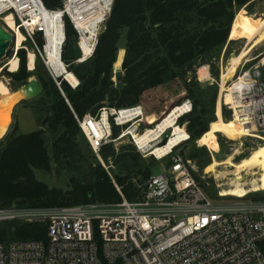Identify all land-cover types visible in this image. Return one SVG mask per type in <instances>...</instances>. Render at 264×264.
<instances>
[{"label": "trees", "instance_id": "obj_1", "mask_svg": "<svg viewBox=\"0 0 264 264\" xmlns=\"http://www.w3.org/2000/svg\"><path fill=\"white\" fill-rule=\"evenodd\" d=\"M64 1L43 0L52 10L61 9ZM252 1L114 0L105 26L98 35L93 57L72 67L80 80V86L72 89L62 80V89L73 111L83 117L88 112L96 114L105 106L124 108L142 105L144 108L147 104L143 101L144 94L182 82L184 87L175 94L163 93L164 103L157 110L145 112V121L147 118L148 125L155 127L171 109L182 105L184 100L178 103L176 98L187 97L193 101L192 111L179 117L177 125L187 122L190 138L198 140L217 119L212 117L214 103L212 109L205 108L204 89H201L194 74L201 59H206L212 51L227 42L236 13ZM64 21L67 41L77 40L72 23L68 18ZM123 32L126 35L125 50L118 46ZM35 40L39 47L43 46L44 40L40 33H36ZM22 46L23 42L18 50ZM18 55L21 61L19 70L17 58L5 66L12 71L7 75L16 92L32 76L27 70L26 52L21 49ZM63 60L68 62L65 53ZM120 61L124 71L121 78L123 87L117 88L112 80L113 66ZM28 66L30 70L35 68L32 51L28 54ZM40 68L43 67L38 64L36 70ZM36 76L43 87L44 110L51 116L48 123L49 130L54 133L51 159L56 165L77 168L82 179L72 177L68 189L50 187L38 180L35 171H48L50 168L45 130L19 133L15 124L0 140V209H51L92 202L118 203L122 197L115 184L121 187L128 200L142 198L143 193L138 184L144 183L153 174L152 167L156 161L142 159L132 145L123 146L117 158L128 173L115 175L112 179L99 163L90 161L82 152L78 139L81 130L54 80L46 73ZM185 90L186 96H182ZM220 112L221 108L218 107V116ZM114 134H117V128ZM165 142L161 141L160 144ZM87 145L91 150L88 142ZM111 146L105 145L101 153L107 152ZM200 164L205 167L209 161L204 160ZM258 198H264V193L254 194L253 199ZM46 238L47 223L42 221L15 220L9 221L7 228L0 227V242ZM262 249L264 251V242Z\"/></svg>", "mask_w": 264, "mask_h": 264}, {"label": "built area", "instance_id": "obj_2", "mask_svg": "<svg viewBox=\"0 0 264 264\" xmlns=\"http://www.w3.org/2000/svg\"><path fill=\"white\" fill-rule=\"evenodd\" d=\"M3 2L10 1L2 0L0 4ZM2 10L0 21L5 23V15L11 14L18 29L25 35L23 44L29 39L34 41L36 33L42 35L43 46L35 45L32 49L35 63L38 58L42 60L66 98L61 85L64 76L58 65L50 62L46 52L47 26L41 20L44 13H54L55 10L49 9L43 0H12ZM69 21L72 23L71 19ZM62 24L58 59L75 75L72 67L93 57L98 36L93 51L83 59L81 36L72 23L81 57L66 62L63 60L67 42L64 20ZM22 48L28 50L27 46ZM14 56H18L16 47ZM27 68L34 70H30L28 65ZM251 76L256 77L252 73ZM66 82L72 89L80 86L79 79L76 84ZM252 82L257 84L255 79ZM66 101L71 107L67 98ZM186 102L190 105V112L192 104L189 100L183 103ZM260 110H264V106ZM122 112H127L126 118H121ZM73 113L82 134L100 161L101 149L127 133L130 143L144 158L150 156L157 161L170 158L169 165L138 184L143 193L138 200H128L121 187L115 184L122 197L118 203L92 202L48 209L47 238L0 242V264H264V198L244 200L246 195L238 197L241 201L235 203L213 200L190 173L189 161L174 153L176 147L163 157L150 154L131 133L146 131H141L145 121L142 105L124 108L105 106L98 113L88 112L83 117ZM123 119L128 121L123 123ZM260 120L264 118L259 117ZM115 128L121 129L117 136ZM23 210L28 209H0V220L15 221L27 217Z\"/></svg>", "mask_w": 264, "mask_h": 264}, {"label": "rangeland", "instance_id": "obj_3", "mask_svg": "<svg viewBox=\"0 0 264 264\" xmlns=\"http://www.w3.org/2000/svg\"><path fill=\"white\" fill-rule=\"evenodd\" d=\"M240 13L243 14L244 16H249L252 18H257V19L261 18V16L264 15V0H253L247 7H243L242 9H240L236 13L235 17L237 16V14H240ZM109 14L110 12L108 13L107 17L109 16ZM5 16H7L4 19L5 23H2V21H0V26L3 29L5 28L4 32L7 37L9 35L12 36L14 39H16V37H20L21 39L20 43L19 44L15 43V45L19 48V46H21V43L25 41V37L23 33L17 28V25L15 24V21H14V17L9 13H7ZM107 17L105 18L104 22L100 25L97 36L100 34L101 30L104 28ZM12 31H14V33ZM125 37H126L125 32H123L119 40V43H118L119 48H124V50H125V44H126ZM15 45H12L11 42H9V47L7 48L5 52V56L2 59H0V70H1L0 78L8 85V87L11 90H13L12 80L7 75V73H10L12 71H10L9 68H5V66L7 65L6 63L9 61V59L14 54ZM35 45H37L35 36H34V41H31L29 39L26 43L23 44V47L27 46L28 48V50H25L24 48H22L26 52V59H27L26 65H28V53L29 51H32V49L35 48ZM246 46H247V41L244 38L242 31L240 30L239 23L236 21V18H234L233 23H232L231 34L227 42L224 45L212 51L209 57H207L206 59H201L200 65L198 66L194 74L198 83L201 85V89H204L203 94H204V97L206 98V101H205L206 103L205 102L203 103L207 105L205 108L212 109L214 107V106L212 107V103H214L215 105L214 113L212 114V117L215 120L216 119L217 120L218 119H221V120L222 119L223 120L233 119L234 111L230 107L231 94L228 91H225V90L222 91V80H223L222 75L223 73H227L228 69L231 66V62L233 61V59L237 55H239L242 52V50L246 48ZM120 63L122 64L121 61ZM38 64H41L43 68H40L37 71L36 68ZM203 66L207 67L210 77H203L200 74L201 69H202L201 67ZM199 68L201 69L199 70ZM249 71H251V73L256 76V77L252 76L253 79H255V82H257L260 87L264 88V42L254 47L249 53V55L246 57V59L244 58L239 64L235 66V71L233 72L231 77L228 78V82L225 85L226 89L230 85H232L239 78L241 74L245 72H249ZM29 72L32 73V76H36V74L46 73L49 77H51L44 63L42 62L40 58L36 60L34 70L29 71ZM112 80L114 81V84L116 86L114 72H113ZM190 80L191 78L188 81ZM64 81L66 82V80ZM66 83L68 84V82ZM259 86L257 88H259ZM182 87H184L182 82L181 84L179 82V84H176V85L168 84L164 87H159L155 90L149 91L146 94H144L143 101L147 103L146 105H144L145 106L144 108L146 110L145 112L150 113V110L152 111V110H157L158 107L160 108V106L164 103V100L162 99L163 93L166 92L169 94H175ZM21 89L22 88L20 86L18 89V92H20ZM18 92L13 91V94H16ZM182 96H186V90H185V94ZM176 100L178 101V103L182 102L183 100L184 101L189 100L193 108L192 99H187V97H179V98H176ZM43 103H44L43 94H41L39 97L35 99L21 102V104H19L17 108L13 110L12 115L10 116V123H9L10 127H8L9 130L8 129L7 130L8 132H10L13 129L15 124H17L18 126L19 133H30L35 130L44 129L45 130V140H46V143L49 149L50 168L48 171L36 170L35 171L36 177L38 180L46 183L50 187H59L62 189H68L70 188V185H71V178L72 177L81 178L82 174H80V171L75 167H68L62 164L56 165L53 163V160L51 159V149H52V141H53L54 133L50 131L48 128V123H49L51 116L49 113H47V111L44 110ZM148 107L149 109H147ZM218 107L221 108V112L219 113V116L217 115ZM192 108H191V111H192ZM259 117L261 119L264 118V110L259 111L258 117H257L258 121H259ZM179 124L185 128L186 133L184 134L178 133L177 127H179V125H177L176 128L171 129L170 134L168 133L169 135V136L167 135L168 138L167 136H163L162 138L158 139L156 143L160 144L161 141L163 143V141L166 140L167 138L165 143L172 142V144H174L176 139H180L181 142L177 144L178 147H176V149L174 150V153L181 155L185 160L189 161L188 167H189L190 173L195 177V179L197 180L201 188L204 190V192L209 196V198L213 200H217V201H224L227 203H230V202L235 203V202L241 201V199L238 198L237 196L222 195L221 194L223 192L222 190L224 188L225 189L228 188L226 183L229 180L218 178L216 177V174L214 173H206L205 168L213 161V159H217L219 161L223 160L228 154H231L235 150L239 151L237 155L235 156L236 161H238L239 159L243 157H246L248 154H250L253 151V149L258 147L260 144L264 143V138H262L264 137V131H263L264 127H259L257 136L255 137L246 136V137L239 138L237 140H231L227 138L226 136L218 133L217 140H218L219 148L217 150H212L210 147L201 146L198 143V140H192L190 138L189 140L185 141L188 138V134H189L188 129H187L188 123L184 122V123H179ZM150 127H153V126L148 125L147 118H146V121H144V123L142 124L141 131H145L146 128H150ZM120 131L121 129H117V134ZM117 134L115 136H117ZM78 139L80 141V147L82 149V152L87 155L90 161L96 164L99 163L112 179H114L115 175L120 176V175H126L128 173L127 171L124 170L123 164L121 162H118L119 159L117 158L118 154L121 153V149L123 146L132 145L128 137L119 139L115 143H111L112 146L108 149L107 152H105L104 154L100 153L101 161L99 160L98 156L89 149L87 145V141L84 138L83 134H81V132H80ZM132 146L134 147V145ZM136 152L139 153L137 150ZM139 155L142 159H148L149 162L151 160H155L154 158L150 156L147 158H144L140 153ZM204 160L209 161V164L206 165L205 167H201L200 163L201 161H204ZM155 161L156 162H154V166L152 167V173L158 174L164 167H167L169 165L170 158L163 159L162 161H157V160ZM218 170L221 172L226 171V169H224L223 167H219ZM82 171L83 170H81V172ZM84 173H86V171H84ZM227 178H233V176L228 175ZM251 178L252 176L247 177L246 178L247 180L244 179V181L249 182ZM246 188L250 189L248 186H246ZM263 190L264 189H261L259 191H252L248 193V195L245 197L244 200L253 199L254 194L264 193ZM258 199H261V198H258ZM23 212L27 213L28 216L21 218L19 221L47 222L46 215H47L48 209H38V210L28 209V210H23ZM8 224H9V220H0L1 229L7 228ZM7 241H9V239Z\"/></svg>", "mask_w": 264, "mask_h": 264}, {"label": "bare ground", "instance_id": "obj_4", "mask_svg": "<svg viewBox=\"0 0 264 264\" xmlns=\"http://www.w3.org/2000/svg\"><path fill=\"white\" fill-rule=\"evenodd\" d=\"M9 1L10 2L1 3L0 10L3 9L2 11H4L7 5L9 3L11 4L12 0ZM113 2L114 0H67L64 8L55 10L54 13H44V15L41 17V20L43 19L47 26L46 35L48 45L46 47V52L48 53L50 62L58 65L65 80L72 82L73 84L78 82L77 77L71 71L66 69L65 63L58 59L60 58L59 44L62 42L61 34L63 31V20L65 18L71 19L72 23L79 31L81 36L80 46L83 50V59H85L93 51L95 39L100 25L104 22L105 18L110 12ZM235 18L240 25V30L242 31L244 38L247 41V46L233 59L227 73H223L222 75V91H228L232 97H230V107L234 111L233 119L228 121L218 119L216 122L211 123L209 130L198 139V143L201 146L210 147L212 150H217L219 148L217 140L218 133L231 140H237L246 136L255 137L257 136L259 127H264V121L260 120L259 122L257 120L258 113L264 106V88L261 87L259 89L257 88L259 86L258 83L253 84L251 73L245 72L241 74L239 78L227 89L225 86L228 82V78L231 77L235 71V66L239 64L244 58L246 59L254 47L264 42V15L257 19L244 16L240 13L237 14ZM4 29L2 27L0 28V54H3L4 45L12 37L10 35V37H7L5 35ZM20 40V37H16L15 43L19 44ZM15 47L17 50L19 49L16 45ZM15 58L18 59L19 69L18 56H12L6 64L8 65ZM121 66V63H116L113 67L115 70H118ZM200 74L203 77H210L207 67L202 68ZM25 95L26 94L23 88L20 92L13 94V91L0 78V138L6 133L9 127L10 116L14 110V106L22 98H24ZM189 106L190 105L187 104V102L176 106L171 109L170 112L166 114L157 125H155V127L148 128L141 134H138L134 131L131 133L141 146H145L148 149L150 154L155 153L159 157H163L177 144H179L181 140L176 139L174 144H172V142H168L163 145L157 144L156 142L167 132L170 134L172 128L177 127V120L179 117L189 111ZM126 117L127 112H122L121 118ZM127 121L128 120H124L123 123ZM177 130L178 133H186L185 128L182 126L177 127ZM125 137H127V133L124 134L120 139ZM238 152V150H235L220 161L213 159V161L205 168L206 173H214L218 178L229 180L226 183L228 188H224L222 190V195L244 197L252 191L264 189V143L253 149V151L246 157L236 161L235 156ZM219 167H223L226 169V171H219ZM228 175H232L233 178H227ZM250 176H252V178L249 182L244 181V179ZM246 186H248L250 189L246 188Z\"/></svg>", "mask_w": 264, "mask_h": 264}, {"label": "water", "instance_id": "obj_5", "mask_svg": "<svg viewBox=\"0 0 264 264\" xmlns=\"http://www.w3.org/2000/svg\"><path fill=\"white\" fill-rule=\"evenodd\" d=\"M230 30H231V27H230ZM9 42H11V44L14 45L15 39L11 37V39L9 41H7V43L4 45V51H3V54L2 53L0 54V59H2L5 56V52H6L7 48L9 47ZM64 51H65V54H66V57L68 60L78 59L81 57V49L79 47V43L77 42V40H74L72 42H66L64 45ZM116 60H117V57H116ZM113 72H114V76H115L116 87L122 88L123 83L121 82V78L124 75L123 63H122V66L118 70H115L113 67ZM21 88H23L26 95L18 103H20L22 101H28V100L35 99L43 93V87H42L39 79L36 76H31L28 79L27 83L22 85ZM8 130H9V128H8ZM8 130L0 138V140H2L6 136V134L8 133ZM168 133L169 132H167L164 136H167Z\"/></svg>", "mask_w": 264, "mask_h": 264}, {"label": "crops", "instance_id": "obj_6", "mask_svg": "<svg viewBox=\"0 0 264 264\" xmlns=\"http://www.w3.org/2000/svg\"><path fill=\"white\" fill-rule=\"evenodd\" d=\"M12 91H13V90H12ZM19 104H21V102H20V103H17V104L15 105L14 110L17 108V106H18Z\"/></svg>", "mask_w": 264, "mask_h": 264}]
</instances>
